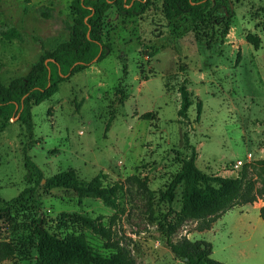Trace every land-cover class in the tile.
Returning a JSON list of instances; mask_svg holds the SVG:
<instances>
[{
  "label": "rangeland",
  "instance_id": "374dc122",
  "mask_svg": "<svg viewBox=\"0 0 264 264\" xmlns=\"http://www.w3.org/2000/svg\"><path fill=\"white\" fill-rule=\"evenodd\" d=\"M70 2L0 0V31L21 35L0 36L3 83L25 75L42 47L68 38ZM149 3L136 16L111 6L102 35L110 53L32 105L37 143L29 156L45 177L77 179L75 190L39 189V210L55 231L83 238L90 258L71 264H123L115 262L120 254L132 264H184L166 244L168 224L173 241H209L215 260L264 264L262 199L198 231L199 211L183 205V183L168 196L191 147L210 176L243 183L264 173V0H213L220 9L206 14L215 24L205 31L187 17L166 20L161 0ZM182 84L187 118L177 114ZM26 141L15 118L0 122V241L12 250L0 264L36 259L33 196L18 197L32 186ZM237 160L244 163L232 170Z\"/></svg>",
  "mask_w": 264,
  "mask_h": 264
},
{
  "label": "trees",
  "instance_id": "16d2710c",
  "mask_svg": "<svg viewBox=\"0 0 264 264\" xmlns=\"http://www.w3.org/2000/svg\"><path fill=\"white\" fill-rule=\"evenodd\" d=\"M212 1L161 0V13L166 20L187 17L194 25L198 28L203 27L205 31L215 24L206 14L220 9L219 3L213 5ZM111 6H114L117 13L122 16H136L143 14L150 3L149 0H71L68 38L51 49L42 47V52L25 75L14 77L6 84L0 80V122L5 124L11 118H15L22 125L27 138L23 146V157L31 176L32 186L24 189L18 197L22 198L21 195L28 192L31 193L30 197L33 196L31 206L34 215L36 250L34 264H71L74 257L83 260L90 258L81 236L63 235L55 231L50 224H47L46 215L39 210V201L35 197L39 189L75 190L77 179L74 175L45 177L42 169L29 156L28 151L37 143L31 108L32 105L50 97L59 83L68 80L87 68L93 61H100L110 53V46L104 42L102 35L103 19ZM223 26L226 29L228 23L225 21ZM0 36L7 39L21 38L14 28L0 31ZM246 40L254 48L258 47L250 34L246 36ZM178 92L180 106L177 114L179 117L187 118V111L191 105L189 92L183 84L179 86ZM180 182L183 183V205L199 211V221L196 226L198 231L209 230L223 213L233 207L252 204L258 199L263 200V205L259 208V216L264 223V173L259 174L255 181L248 180L243 183L210 176L197 167L196 151L191 147L190 155L182 160L180 171L168 188L169 197ZM214 182L220 183L219 188L214 186ZM189 209L187 210L191 211ZM173 231V225L168 224L164 231L165 241L174 257L181 259L184 264H230L211 257L212 244L209 241L205 239L192 241L186 237L173 241ZM11 253L8 243L0 241V261L8 258ZM115 262L132 264L131 260L122 254L115 257Z\"/></svg>",
  "mask_w": 264,
  "mask_h": 264
},
{
  "label": "built area",
  "instance_id": "2783aa9c",
  "mask_svg": "<svg viewBox=\"0 0 264 264\" xmlns=\"http://www.w3.org/2000/svg\"><path fill=\"white\" fill-rule=\"evenodd\" d=\"M250 156H251V154H247L246 161L249 160ZM243 163H244V161L237 160L236 163L233 165V169L232 170H235V169L239 168L241 165H243Z\"/></svg>",
  "mask_w": 264,
  "mask_h": 264
}]
</instances>
